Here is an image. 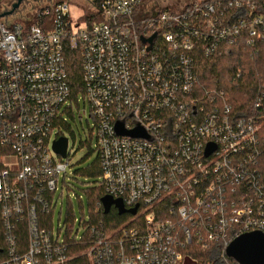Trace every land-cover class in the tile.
<instances>
[{
  "label": "built area",
  "instance_id": "built-area-1",
  "mask_svg": "<svg viewBox=\"0 0 264 264\" xmlns=\"http://www.w3.org/2000/svg\"><path fill=\"white\" fill-rule=\"evenodd\" d=\"M83 1L84 26L69 20L67 0L36 10L37 23L0 19V264H72L77 256L55 237L53 217L51 228L42 218L70 167L51 150L72 109L67 50L82 59L101 184L126 209L137 208L112 230L87 227L78 255L91 264H185L197 261L195 250L219 244L225 264H239L229 261L228 245L264 232V115L234 117L226 92L199 87L196 63L221 43L263 42L264 0L181 8ZM259 91L257 107L264 86ZM118 122L143 136L118 134ZM209 143L216 148L207 156Z\"/></svg>",
  "mask_w": 264,
  "mask_h": 264
},
{
  "label": "trees",
  "instance_id": "trees-1",
  "mask_svg": "<svg viewBox=\"0 0 264 264\" xmlns=\"http://www.w3.org/2000/svg\"><path fill=\"white\" fill-rule=\"evenodd\" d=\"M38 21L39 20L35 19L33 23H37ZM65 57L71 87L70 100L72 105L70 108H73L75 102L79 99V95H84L82 59L77 50H67ZM196 72L200 88L223 90L226 92L228 101L233 106L234 117L264 115V99L260 107H257L256 103L260 95L259 89H262L264 86V41L259 42L253 48L248 46L244 40L239 41L235 45L221 43L213 55L209 57L199 55L196 63ZM78 106L79 104L77 103V107ZM60 125L63 130L73 132L69 122H60ZM61 135L63 136V132ZM69 156L68 160L70 161ZM259 171L264 183V153L260 158ZM75 173L77 175L101 178L102 170L99 154H96V159L92 164L88 165L86 168L77 169ZM95 191L93 195L96 201H99L100 208L97 213L92 212L90 222H83L85 228L102 222L105 224L107 230H112L123 224L131 216L132 213L129 211L121 213L115 205H112L110 209L106 211L103 199L107 195L101 181L99 182V187L96 188ZM52 217L53 212L51 209L50 213L42 217L43 225L51 228ZM70 220L71 217L68 215L67 224ZM67 227L69 229L66 233L65 240L69 245L70 253L77 255L72 261V264H89L87 258L78 255L79 252L85 249V242L81 243L76 237H72V231L68 225ZM2 233L3 230L0 219V244L3 242ZM83 236L84 240L88 239V230H86ZM193 254L197 260L196 263L186 260L185 264H225V260L222 257V249L219 244L213 245L206 251L195 250ZM229 261L232 263L235 262L232 258H229Z\"/></svg>",
  "mask_w": 264,
  "mask_h": 264
},
{
  "label": "rangeland",
  "instance_id": "rangeland-1",
  "mask_svg": "<svg viewBox=\"0 0 264 264\" xmlns=\"http://www.w3.org/2000/svg\"><path fill=\"white\" fill-rule=\"evenodd\" d=\"M16 1L17 0L1 1L0 13L10 10ZM56 1L59 0H25L14 14L0 19L7 23L17 21L22 24H25V22L29 23L33 21L36 10ZM67 1L69 3L70 12L69 20L72 22L73 26L86 25L89 15L86 2L83 0ZM158 1L160 6L163 7L181 8L194 0ZM77 101L71 109V114H65V116H67V122L71 124L73 130V132L62 130L63 137H65L68 143L67 155L63 159L68 160V156L70 155V167H68L65 182L62 175L59 179L58 189L55 193V205L52 207L54 235L58 238L60 234L59 239L62 241H65L66 233L69 229L67 225L72 231V237L79 239L80 236H83L86 232V228L83 227V222H90L92 212L97 213L100 208L99 201H96L93 193L97 191H95V189L99 187L101 178L77 175L75 173L77 169H83L92 164L97 154V150L95 151L94 149L96 140L93 137L95 120L92 116L90 105L89 103H84L82 94L79 95L80 108L77 107ZM55 140L56 133L53 135L51 142V150L54 154L55 150L53 148V143ZM68 215L71 217L69 221L70 225L69 223L67 224Z\"/></svg>",
  "mask_w": 264,
  "mask_h": 264
},
{
  "label": "water",
  "instance_id": "water-1",
  "mask_svg": "<svg viewBox=\"0 0 264 264\" xmlns=\"http://www.w3.org/2000/svg\"><path fill=\"white\" fill-rule=\"evenodd\" d=\"M23 1L25 0H17L10 10L0 13V18L8 17L14 14ZM155 36L156 34L150 38H142V41L143 43L148 42L152 44ZM116 130L120 135L143 136L140 129L131 131L125 130L123 128V124L120 122L116 124ZM67 145L68 143L65 137H60L54 142L53 148L55 153L62 158L66 157ZM215 148L216 146L214 144L209 143L206 148V155L209 156ZM103 204L106 211H108L112 205L118 207L121 213L129 211L130 213L135 214L137 211V208L127 210L122 200L113 199L110 196H106L103 199ZM226 254L239 264H264V232L253 231L240 235L228 245Z\"/></svg>",
  "mask_w": 264,
  "mask_h": 264
}]
</instances>
